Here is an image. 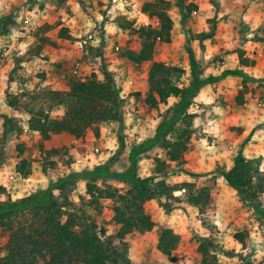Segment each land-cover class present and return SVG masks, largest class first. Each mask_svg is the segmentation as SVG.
<instances>
[{"label":"rangeland","instance_id":"374dc122","mask_svg":"<svg viewBox=\"0 0 264 264\" xmlns=\"http://www.w3.org/2000/svg\"><path fill=\"white\" fill-rule=\"evenodd\" d=\"M151 1L0 0V184L6 182L5 174L8 171L18 170L21 158L28 161L29 174H32L35 180L37 176L33 174V171L43 172L46 166L50 167L57 161H66L57 151L47 153L53 148L46 142L50 140V137L48 140L41 141L38 133L27 127L28 114L23 112L22 102L32 93L40 90L64 91L74 81L82 78L88 80L92 78V74L96 78L94 70L97 65L99 66L98 59L95 58L97 50L91 44L81 43L83 34L89 29L103 30L106 38H115V40L107 41L109 44L112 42L122 47L118 55L121 62L117 67V75L120 78L133 76L136 80L138 90L130 88L129 92L120 99L121 106L126 109L132 106L138 107L144 118L154 119H152L154 127L169 113L168 108L159 111L157 105L160 103L149 107L150 100L147 96L149 62L156 58L169 63L171 61L168 57L172 54L182 59L184 52H188L189 41L192 39L189 31L193 29L191 26L196 24L198 17L202 18L207 11L214 12V16L205 18V22L201 20L202 29H198L197 33L200 32V37L207 36L209 32L214 34L217 22L215 14L219 10V0H166L169 2L167 14L174 23L172 33L169 34V41H158V44L153 46L149 61L135 62L128 54L136 53L140 46L139 38L133 29L138 25L130 22L135 14L133 8L138 7L145 14L142 11V5ZM149 20L150 26H157L154 18L151 17ZM196 29L195 27L193 30ZM241 31L245 32L244 29ZM171 42L172 46L169 45ZM176 48L177 51H174ZM51 50L54 54L53 59L49 58ZM109 52L108 49L107 54ZM215 59L210 57L207 63ZM75 60L81 63L79 75L69 77L68 81L64 82L66 87L56 85L58 80L66 79L65 74L69 72ZM98 61L103 63L102 59ZM188 64L191 72V67L194 65L192 66L189 61ZM84 67L88 69H83ZM97 70L103 69L97 67ZM181 71L179 78L174 80L176 84L186 82L184 71L182 69ZM173 97L177 101V97ZM13 98L18 101L10 107L6 103ZM176 101L170 100V108ZM191 102L197 103L192 100ZM150 109H153L152 114ZM64 112L65 106L59 105L53 108L50 114L60 116ZM192 114L186 113L173 125L174 131H183L185 135L183 142L188 144V150L183 155V164L171 163L172 167L165 180L170 183L192 181L196 186L206 185L212 203L200 212L195 206L183 201L174 202L172 207L164 209L161 206L162 197L144 200L139 206L149 215L153 226L147 230L135 228L124 235L128 258L139 264H195L199 258V244L207 239L213 244L217 264H264V180L256 176L252 177L249 186L253 196L243 198L225 184L221 175V172L232 166L237 155L243 156L254 164L261 174H264V134L259 132L255 135V142L247 147L249 149L246 155L241 152L242 146H238V149L235 148L234 151L228 148L229 152L225 147L218 148L216 144L212 145L209 141L210 137H208L209 148H207L205 142L202 145L200 141L191 142L192 139H196L194 137L195 120ZM4 116L7 118V126ZM174 133H171L172 136ZM58 134H53L54 138ZM130 145L126 143L127 148ZM190 146H194L195 152H189ZM201 148L206 149L202 154L199 153ZM160 153L159 147L153 146L139 154L134 162L136 175L157 179L158 176L153 173V157ZM121 158L110 170H122L129 165L126 152ZM91 167L92 165L88 163L83 169ZM185 169L196 175L183 174L181 170ZM102 180L119 191L125 189L123 183L111 178H97L95 183L100 185ZM75 185L73 184L67 190V195L64 193V195H58L60 199L65 196L66 200L61 208L93 219L99 228L103 227L105 236H113L119 225L111 219L112 200L99 199L97 203H87L85 193L83 196L70 195L72 189L76 188ZM36 190L38 189L22 191L18 188L9 194L0 185V196L3 195V202L10 200L24 202ZM171 194L181 198L182 190H175ZM37 199L38 197L33 196L30 202L33 204L42 200ZM161 230L177 236V244L171 258L160 254L156 249L157 235ZM239 230H246L248 234L244 247H240L232 237L233 232ZM6 237L7 232L0 226V257L6 255L4 247ZM112 244H115L114 240ZM243 259H246L245 262Z\"/></svg>","mask_w":264,"mask_h":264},{"label":"trees","instance_id":"16d2710c","mask_svg":"<svg viewBox=\"0 0 264 264\" xmlns=\"http://www.w3.org/2000/svg\"><path fill=\"white\" fill-rule=\"evenodd\" d=\"M168 7L169 2L166 0H152L142 5V11L149 18H154L157 26L139 25L133 28L140 46L136 53H128L131 60L149 61L156 38L158 41H169L172 21L167 14ZM95 49L100 58L102 50L98 47ZM101 59L103 79L98 80L92 74V78L88 80L72 82L67 90H40L22 102L23 112L28 114L27 127L35 130L41 141L61 132L79 136L94 124L113 120L117 123L116 136L119 145L116 150L121 151L123 146L126 147L124 135L121 133L120 98L105 58L101 57L99 60ZM181 72L180 68L165 65L160 61L149 62L147 70L149 107L164 102L168 96H176L177 102L170 108L168 115L166 114L156 124L152 135L129 146L126 156L129 162L127 167L122 170H110L116 156L114 152L105 162L95 164L90 169H80L79 172L71 171L70 175L58 178L54 183H48L45 189L39 188L24 202L0 201V226L7 232L4 244L6 255L0 257V264H139L128 258L127 244L123 237L135 228L147 230L153 226V221L142 211L140 203L150 198L162 197L161 206L164 209L172 207L174 202L183 201L195 206L200 212L204 207L211 205V195L206 185L196 186L192 181L170 183L165 180L172 167L171 163L183 164L185 135L183 131H178L179 133L174 131L173 125L186 114L185 109L199 83L186 88L178 87L174 80ZM17 101L13 98L6 104L11 107L17 104ZM59 105L65 106V112L60 116L51 115L53 108ZM4 122L7 126L6 116ZM94 133L97 134V130ZM121 140L123 145L120 146ZM153 146L159 147L161 151L160 155L153 157V173L158 178L139 177L135 173L134 162L139 154ZM56 151L51 148L47 153ZM181 171L188 176L196 175L186 169ZM18 172L21 176L29 174V163L25 158H21ZM73 175L87 179L84 189L88 197L85 202L94 204L99 199L112 200L111 219L119 225L113 236H105L103 227L99 228L93 219L61 208L66 203L65 196L60 199L58 195L51 194V187L60 183H71ZM221 175L225 184L243 198L253 196L249 186L252 177L264 180V174L241 155H237L232 166L221 172ZM97 178L117 180L125 185V189L119 191L103 180L97 185L95 183ZM175 190H182L181 198L172 196L171 193ZM33 196L38 197L37 200H42L32 204L30 201ZM232 237L240 247H244L248 234L246 230H239L233 232ZM112 240L115 244H112ZM176 244L177 236L170 232L161 230L157 235L156 249L167 258L172 257ZM198 254L199 258L195 264H217L216 252L211 241L207 239L201 241ZM245 260L243 259L244 262Z\"/></svg>","mask_w":264,"mask_h":264},{"label":"crops","instance_id":"0c3cea01","mask_svg":"<svg viewBox=\"0 0 264 264\" xmlns=\"http://www.w3.org/2000/svg\"><path fill=\"white\" fill-rule=\"evenodd\" d=\"M213 16L214 12L207 11L202 18L198 17L196 24L191 26L193 29L195 27L197 29L189 30L192 39L189 41V50L184 52L182 59L172 54L168 57L171 61L169 63L156 58H153L152 61H160L165 65L181 68L184 71L186 82L182 84L177 82L178 87L186 88L192 84L195 85L200 79L194 97H191V100L197 103L194 104L190 100V105L188 104L185 109V113L194 114L192 115L195 120L196 134L194 137L196 139H192L191 142L198 143L200 141L201 145L205 142L206 147L209 148L207 144L208 137H210L209 141L212 145L216 144L218 148L225 147L229 152L228 148L234 151L235 148L238 149V146H242L241 152L246 155L249 149L247 147L255 142V135L259 132L264 134V0H219V10L215 14L216 31L214 34L210 32L207 36L200 37V32L197 33V30L202 29L201 20L205 22V18ZM172 27L169 34L172 33ZM240 29H244L245 32ZM108 40H115V38L110 37ZM156 44L158 42H155L154 45ZM171 44L172 42L169 43V45ZM174 51H177V48ZM105 54L107 55V50ZM210 57L216 59L207 63ZM49 58H54L52 50ZM95 58L98 59L97 56ZM98 60L99 66H96L94 72L96 78L101 80L103 74L102 71L97 70V67L102 68V66ZM188 61L194 65L191 67V72ZM83 69L88 68L84 67ZM67 73L65 74L66 79L58 80L56 85L66 87L64 82L71 77L69 72ZM58 89L60 88L58 87ZM170 100L176 101L173 96H168L164 102L157 105L159 111L167 108L170 110ZM150 110L152 114L153 109ZM152 119H150L151 123L154 120ZM95 130H97V134L94 133ZM153 132L154 126L147 136L152 135ZM54 137L55 135H51L50 140L47 139L46 142L50 147L57 149L58 154L66 161H57L50 167L46 166L43 172L33 171V174L37 176L36 179L41 181L40 189H45L48 183H54L58 178L70 175L71 171L79 172L80 167L75 162L78 159L81 160L83 156L91 158L94 149H98L100 155L104 154V156L108 152H116L115 160L110 167H115L117 162L122 159L121 156L124 155V152L127 156L129 150L124 146L121 151L116 150L119 145L116 130L109 129L103 122L92 125L79 136L61 132L56 138ZM119 142L120 146L123 145V140ZM185 146L184 153L188 150V144ZM201 149L200 154L206 150L205 148ZM192 151L195 152L194 146H190L189 152ZM73 178L71 183H60L51 187V194L53 196L67 195V190L76 184V188L72 189L70 195L83 196L87 179L80 175H73ZM67 183L70 185H65ZM19 191L17 192L19 193ZM86 197H88L87 194ZM3 199L4 197L1 195L0 201L3 202Z\"/></svg>","mask_w":264,"mask_h":264},{"label":"built area","instance_id":"2783aa9c","mask_svg":"<svg viewBox=\"0 0 264 264\" xmlns=\"http://www.w3.org/2000/svg\"><path fill=\"white\" fill-rule=\"evenodd\" d=\"M135 12L133 19L131 20L134 25H150L149 18L143 14L138 7L133 8ZM108 38L104 35L103 30L100 29H89L83 34V39L81 43L91 44L92 47H98L102 50V54L99 55L100 58H105L106 66L109 72L112 74V79L114 80L115 87L118 91V96L121 99L124 95L129 92L130 88H134V90H138L135 84V78L133 76H125L124 78H120L118 73V65L121 62V59L118 58L120 55V46L118 44H113L112 42L108 43ZM155 42H158V38H156ZM109 44V46H107ZM109 49V53L106 55V50ZM98 59H100L97 56ZM79 60H75L70 66V75L78 76L79 75ZM83 80V79H80ZM132 88V89H133ZM121 116H122V129L121 133L124 135L125 142L127 144H132L141 141L143 138L147 136V132L152 129L151 120L144 118L138 107L132 106L129 109H126L121 106ZM109 129L116 130L117 123L113 120H109L103 122ZM112 153H107L100 155L98 149L92 150L91 158L90 157H81V160L78 159L76 161V165L80 167L79 169H83L88 163L92 166L95 164H99L105 162ZM5 183H1V187H3L6 193L12 194L18 188L24 190H35L42 187L41 181L38 179H34L32 174H28L26 176H21L17 169H13L8 171L5 174Z\"/></svg>","mask_w":264,"mask_h":264}]
</instances>
